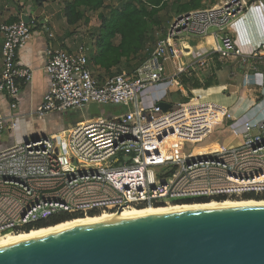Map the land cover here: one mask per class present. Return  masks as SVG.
Masks as SVG:
<instances>
[{"label":"built area","instance_id":"built-area-1","mask_svg":"<svg viewBox=\"0 0 264 264\" xmlns=\"http://www.w3.org/2000/svg\"><path fill=\"white\" fill-rule=\"evenodd\" d=\"M250 4L251 0H220L176 16L147 60L133 71L122 68L103 79L95 74L83 47L70 51L49 46L45 68L50 88L37 114L83 109L92 102L125 110L1 149L0 235L23 231L65 212H117L132 206L264 192V115L242 119L232 108L203 99L171 103L168 110L158 105L166 101L164 97L150 104L140 101L146 88L163 81L188 96L180 76L206 66L214 54L223 59L264 56V42L245 55L230 32L233 21ZM28 16L0 23V95L9 96L13 109L22 86L34 76L33 70L17 63L19 50L41 23L38 16ZM209 34L214 38L213 53L183 64V41ZM183 52L190 51L183 48ZM167 60L175 63L171 76L165 74ZM246 80L250 82V74ZM227 121L236 125L219 142L216 124ZM17 126L15 115L7 117L0 111V138ZM210 138L208 145L179 152L188 142Z\"/></svg>","mask_w":264,"mask_h":264},{"label":"water","instance_id":"water-1","mask_svg":"<svg viewBox=\"0 0 264 264\" xmlns=\"http://www.w3.org/2000/svg\"><path fill=\"white\" fill-rule=\"evenodd\" d=\"M0 264H264V206L98 222L1 244Z\"/></svg>","mask_w":264,"mask_h":264},{"label":"crops","instance_id":"crops-1","mask_svg":"<svg viewBox=\"0 0 264 264\" xmlns=\"http://www.w3.org/2000/svg\"><path fill=\"white\" fill-rule=\"evenodd\" d=\"M0 2L4 10H6L4 4H6V7L9 9L5 12L2 11L5 20L12 16L19 15L20 13V18L32 14L38 16L41 21L35 30L33 38L26 46L19 50L17 56V63L19 66L28 67L33 70V79L31 82L22 86L21 93L17 98L18 106L15 109L11 107V99L9 96L7 94H1L0 111L7 117L15 115L17 121L19 119L25 121L34 138L50 135L71 127L65 125L61 119H57L54 116L56 112H51L46 115H39L35 112L50 88V76L45 68L49 46L64 48L70 51L77 50L73 49L74 47L72 48L67 43L69 38L66 34V27L68 24H66V18L64 17L65 20L61 22L63 28L61 33L57 34L55 31L57 27L54 24V15L50 16L45 12V8H58L56 5L54 6L53 4H47L45 2L40 5L34 0H24L21 1L23 8L18 11L17 5L12 2L10 5H7L6 0H0ZM60 8L61 6L59 9ZM50 32L54 34V37L51 38L49 36ZM230 32L235 39L236 47L245 55L251 54L257 46H260L264 42V3L261 1L260 5L259 0H251V4L245 13L237 17L231 24ZM192 37L194 36L187 37L182 44L184 50H189L190 53L192 50L189 46V40ZM201 39L207 43V53H205V55L213 53V35L209 34ZM70 42L72 41L70 40ZM2 45L3 38L0 36V68L2 66ZM189 60L192 61L194 59L191 57ZM91 67L95 74L101 79L112 74L111 71H104L93 66ZM207 67L209 69H205ZM203 68L207 73L211 74V77L208 79L207 77L203 78L201 81L213 80V84L208 88L192 89L193 92H208L203 95L201 99L230 107L242 119L256 118L264 115V103L259 105L264 96V56L261 55L258 58L247 57L244 59L241 56L235 55L223 59L220 58L218 54H214L213 58L209 60L206 66L197 67L195 70H191L189 74L192 75V73H195L196 76H199L197 72ZM112 71H115V69ZM219 74L224 75V81L219 80ZM246 74H250L249 83L246 80ZM215 83L217 84L215 85ZM186 90L188 89L186 88ZM223 90L227 91L222 93ZM213 98H217L218 100H214ZM254 102L256 105H252ZM56 120H58L59 123L54 125ZM76 124L78 123L72 126ZM14 137L13 131H6L0 138V150L16 144V142H14Z\"/></svg>","mask_w":264,"mask_h":264},{"label":"trees","instance_id":"trees-1","mask_svg":"<svg viewBox=\"0 0 264 264\" xmlns=\"http://www.w3.org/2000/svg\"><path fill=\"white\" fill-rule=\"evenodd\" d=\"M34 1L41 5L43 0ZM110 1L63 0V10L68 24L75 26L82 20H89V17L86 16L88 11H100L107 5H110L111 10L108 15H104L102 12L100 14L102 23L98 28H95L93 50L89 52L88 56L91 66L100 70L111 71L112 73L120 71L122 68L133 71L151 56L156 40L159 38L157 35L158 31L159 29L164 30L160 36L166 32L170 22L173 20L171 14L173 11L177 15H180L206 7L205 0H118L117 5L112 4V1ZM210 1L215 2V0ZM1 11H3L2 5H0V13ZM18 20H20V13L19 15L10 17L5 22ZM0 36H2L1 33ZM113 69L115 71H112ZM180 78L189 91L204 87L208 88L213 84V80L201 81L195 73H192V75L183 73ZM184 97L187 99L189 96ZM231 197L261 201L264 200V192L245 193L241 196ZM226 198L229 197L218 196L214 200ZM208 199L198 198L185 201H206ZM142 207L144 206H140L139 208ZM104 213L103 210L95 209L91 210L87 215L98 216ZM80 216L85 215L68 212L59 213L48 219L32 223L20 232L39 227L44 228L43 226L49 227L48 225ZM6 233L8 232L4 234Z\"/></svg>","mask_w":264,"mask_h":264},{"label":"rangeland","instance_id":"rangeland-1","mask_svg":"<svg viewBox=\"0 0 264 264\" xmlns=\"http://www.w3.org/2000/svg\"><path fill=\"white\" fill-rule=\"evenodd\" d=\"M21 1L24 0H6L7 5H10L11 2L15 5H17L19 7V9L23 8V5L21 3ZM112 1V2H111ZM110 2L114 5L118 4V0H111ZM220 0H215V2H212L210 0H205L206 4L205 6L208 7L210 5H213L217 2H219ZM260 1V5H261V1L264 3V0H259ZM49 3V4H53L54 6L56 5L58 8H45V12L47 13V15H54V20H55V26L56 28V32L57 34L61 33L62 31V21L65 20V14H64V10H63V6H64V2L63 0H43L41 3ZM37 4H40L38 2H36ZM1 4V2H0ZM5 9H3V12L8 11V7H6V4H4ZM16 6V7H17ZM49 6V5H48ZM61 6V8L59 9V7ZM8 9V10H7ZM111 10L110 5H107L105 8H103L100 11H88L86 13V16L89 17V20H82L79 22V24L75 25V26H70L69 24H67L68 22L66 21L67 24V37L69 38V40H67V43L73 48V49H79L80 47H83L84 50L86 51L87 54H89L90 51L93 50V44H94V40H95V35L94 31L95 28H98L101 23H102V19L100 17L101 12L104 15H108L109 12ZM58 11V12H57ZM58 13V14H57ZM2 11L0 13V21H6L3 18L2 15ZM173 16V19L178 16L174 11L171 13ZM65 17V18H64ZM163 29H159L158 31V36H160L163 33ZM70 40L72 42H70ZM189 46L190 49L192 50V52L190 53H184L183 52V47H180V51H181V61L183 64H187L189 61V58H200L202 56L205 55V53H207V43L202 41L201 38L199 37H192L189 40ZM73 46H72V44ZM185 47V46H184ZM260 46H257V48ZM255 48V49H257ZM212 50L213 47H212ZM254 51V50H253ZM252 51V52H253ZM251 52V53H252ZM205 69H209L208 67ZM204 68L200 71H198L197 73L199 74V78L203 80V78H210L211 74L207 73V71ZM175 63L171 60H167L165 62V74L167 76H171L174 74L175 72ZM204 74V75H203ZM220 81H224V75L223 74H219L218 76ZM227 80H229L228 78H226ZM217 83H215L216 85ZM217 87V86H216ZM188 91V98L186 99L184 97V95L182 94L181 91L179 90H175L174 88L171 87L170 83L168 81H163L160 83H157L153 86H149L148 88H146L141 94H140V101L145 102V103H151L152 100L161 97H164V100L170 102V103H188L190 102L192 99H195L194 101H200L201 97L203 95H205L208 92H193V91ZM227 91V90H226ZM225 90L222 91L226 92ZM214 100H218L217 98H213ZM204 101H206L204 99ZM264 103V98H262V101L259 103L262 104ZM257 107V106H256ZM255 107V108H256ZM257 109V108H256ZM125 110V107H122L120 105H116V104H101V103H96V102H92L87 104L83 109H70L67 110L65 112H56V114L54 115L57 119H61V121H63V123H65V125L67 126H72L75 123H79L81 121H85L86 119H92L95 118L97 116H103V115H107L110 111H114V112H122ZM18 126L14 131V142L16 143H23V142H28L30 140H32L34 138V136L30 133L29 129H28V125L25 121L23 120H18L17 121ZM59 122L58 120H56V123L54 125H57ZM236 125V123H233L232 121H227L225 123H219L216 124L215 127V133L217 134L216 137H218V141L221 142V140L228 134L231 133V129ZM5 137V136H4ZM220 137H222V139L220 140ZM212 142L211 138L205 140L202 143L196 142V143H191L188 142L186 143L181 149H179V152L181 151H185V152H189V151H193L196 150L197 148H199L200 146H204L205 144L208 145V143ZM111 162H113V159L111 160ZM242 197H236V198H232L229 197L228 199H241ZM211 199H215V198H211ZM213 201V200H210ZM217 201V200H215ZM180 202H188V201H175V202H171V203H180ZM206 202V201H205ZM160 205H165V204H160ZM106 213H110V212H105ZM87 216V215H86ZM89 216V215H88Z\"/></svg>","mask_w":264,"mask_h":264},{"label":"bare ground","instance_id":"bare-ground-1","mask_svg":"<svg viewBox=\"0 0 264 264\" xmlns=\"http://www.w3.org/2000/svg\"><path fill=\"white\" fill-rule=\"evenodd\" d=\"M213 200V199H212ZM261 200V199H260ZM230 206H264V200H246V199H224V200H213V201H201V202H180V203H168L165 205H147L142 208L139 207H127L117 212H110L106 214H99L98 216L85 215L83 217L74 218L60 222L59 224L51 225L44 228H35L25 232H8L0 235V245L41 236L49 233L90 225L98 222L116 220L129 217L147 216L166 214L179 211H190V210H202L211 208H221ZM107 212V211H104Z\"/></svg>","mask_w":264,"mask_h":264},{"label":"flooded vegetation","instance_id":"flooded-vegetation-1","mask_svg":"<svg viewBox=\"0 0 264 264\" xmlns=\"http://www.w3.org/2000/svg\"><path fill=\"white\" fill-rule=\"evenodd\" d=\"M214 200V199H213ZM194 202H196V201H194ZM198 202H200V201H198Z\"/></svg>","mask_w":264,"mask_h":264}]
</instances>
